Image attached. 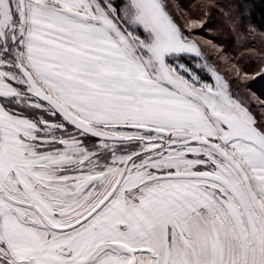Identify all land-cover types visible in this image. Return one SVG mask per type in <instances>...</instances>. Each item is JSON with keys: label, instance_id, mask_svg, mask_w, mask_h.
<instances>
[{"label": "snow or ice", "instance_id": "1", "mask_svg": "<svg viewBox=\"0 0 264 264\" xmlns=\"http://www.w3.org/2000/svg\"><path fill=\"white\" fill-rule=\"evenodd\" d=\"M187 53L164 0H0V264H264V125Z\"/></svg>", "mask_w": 264, "mask_h": 264}, {"label": "rangeland", "instance_id": "2", "mask_svg": "<svg viewBox=\"0 0 264 264\" xmlns=\"http://www.w3.org/2000/svg\"><path fill=\"white\" fill-rule=\"evenodd\" d=\"M165 4L168 6V11L173 16L178 25L182 28L185 35L192 41H195L201 50L200 57H196L193 53L183 54L180 63L186 64L192 71L200 77V82L205 84L215 85L216 80L212 75V72L209 71V68L215 69L219 75L224 77L229 86V92L232 94L234 92H238L236 86L238 84H244V82L253 79L259 73H264V62H260L258 65V72L255 74L248 73L243 70L242 61L239 57H235V55L228 52L224 46H221L216 42L215 34L216 30L215 24L217 22L222 23L220 18V11L215 10V14L210 16V22L205 23L203 18L198 17L201 14L200 11V2L197 0L195 2L194 10L186 3L181 4L177 0H164ZM211 6H215L216 2H209ZM193 21H196V25H193ZM203 25L201 26V23ZM259 39L256 49H252L249 52L245 51L246 55H250L251 57L257 55V49L264 43V33L259 32ZM247 99L250 100V105L252 108L244 106L248 108L251 115L255 118L258 125H264V100L261 99L253 90H246ZM233 96V94H232ZM236 99L235 96H233ZM237 100V99H236ZM20 111H25V114H29L33 118H38L41 114L46 115L47 113H41L40 110L36 109H24L19 108ZM50 122L59 123L62 122L63 119L60 116L49 117ZM66 123V122H65ZM57 135H64L65 137L76 136L78 139H83L87 142L89 147H94V149H99L100 139H91L87 136H81L79 132L68 125L66 123V130ZM92 137V136H91ZM126 146V147H125ZM118 148L122 150H127L129 146L127 145H117ZM103 151V150H101ZM119 154V153H118ZM109 161L111 160V156H108Z\"/></svg>", "mask_w": 264, "mask_h": 264}, {"label": "trees", "instance_id": "3", "mask_svg": "<svg viewBox=\"0 0 264 264\" xmlns=\"http://www.w3.org/2000/svg\"><path fill=\"white\" fill-rule=\"evenodd\" d=\"M179 3L190 6L194 10L197 0H177ZM200 4V13L198 17L203 18L205 23L210 22V16L215 14V10L220 11L222 23L217 22L216 42L219 45L239 57L242 61L243 70L248 73L255 74L258 72V65L264 62V43L257 49V55H246L245 51L256 49L259 39V32L264 33V0H198ZM216 2L215 6H211L209 2ZM120 3L121 0H116ZM238 92L233 91V96L242 102L245 106L252 108L250 100L247 99L246 90H253L261 99L264 100V74L259 73L255 78L250 79L244 84L236 86ZM7 103V101H0ZM19 110V109H18ZM25 113V111H23ZM29 115V114H27ZM30 116V115H29ZM69 125V124H68ZM72 127V126H71ZM91 139L93 137L84 135ZM95 140V139H94ZM128 146V145H127ZM126 147V146H125Z\"/></svg>", "mask_w": 264, "mask_h": 264}, {"label": "water", "instance_id": "4", "mask_svg": "<svg viewBox=\"0 0 264 264\" xmlns=\"http://www.w3.org/2000/svg\"><path fill=\"white\" fill-rule=\"evenodd\" d=\"M46 103V102H45ZM58 116H59V114H58ZM61 117V116H60ZM62 118V117H61ZM63 119V118H62ZM70 126H72L73 128H75L73 125H71V124H69ZM86 135H89V136H92L91 134H86ZM92 137H94V136H92ZM94 138H96V139H100V138H97V137H94Z\"/></svg>", "mask_w": 264, "mask_h": 264}]
</instances>
